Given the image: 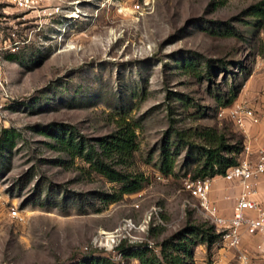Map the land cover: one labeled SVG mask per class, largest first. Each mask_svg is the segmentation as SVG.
Here are the masks:
<instances>
[{
	"label": "rangeland",
	"instance_id": "374dc122",
	"mask_svg": "<svg viewBox=\"0 0 264 264\" xmlns=\"http://www.w3.org/2000/svg\"><path fill=\"white\" fill-rule=\"evenodd\" d=\"M257 1L46 0L60 11L39 15L0 0V137L10 135L0 147V264L91 255L120 264L122 244L153 239L159 252L190 219L215 224L184 183L201 168L202 129L242 137L219 112L243 97L264 59V21L249 13ZM121 125L135 130L137 147L109 161L144 178L139 190L105 203L101 192L125 183L58 137L72 130L93 145ZM167 146L175 155L169 174L161 169ZM11 205L23 219L9 215ZM154 206L163 223L143 230ZM131 217L136 227L125 225ZM216 242L196 244L194 264H213Z\"/></svg>",
	"mask_w": 264,
	"mask_h": 264
},
{
	"label": "trees",
	"instance_id": "16d2710c",
	"mask_svg": "<svg viewBox=\"0 0 264 264\" xmlns=\"http://www.w3.org/2000/svg\"><path fill=\"white\" fill-rule=\"evenodd\" d=\"M249 13L264 21V0L252 4ZM233 94L229 101L235 97ZM7 131V130H4ZM201 135L205 141L202 152V165L195 177L215 176L224 173L227 168L239 162L240 154L244 148V140L240 139L230 142L226 133L220 132L215 127L202 129ZM135 130L128 125L122 126L112 134L102 137L98 143L87 144L84 138H78L73 131L68 134L59 135L58 140L62 147L72 155L84 157L100 173L110 180L124 182L125 185L115 192H101L103 201L111 203L119 200L126 191H136L142 187L143 174H133L116 168L109 160L115 155L131 154L136 149ZM7 138L0 137V147L9 143ZM175 155L167 146L163 150V162L161 169L164 173L173 172ZM221 236L215 224L207 221L198 222L190 219L185 227L178 230L172 237L162 242L159 252L147 245L129 247L120 245L121 251L127 257H135L139 264H194V246L205 242L212 245ZM73 264H118L107 255H91Z\"/></svg>",
	"mask_w": 264,
	"mask_h": 264
},
{
	"label": "built area",
	"instance_id": "2783aa9c",
	"mask_svg": "<svg viewBox=\"0 0 264 264\" xmlns=\"http://www.w3.org/2000/svg\"><path fill=\"white\" fill-rule=\"evenodd\" d=\"M11 2L18 9H33L39 15H53L59 12L61 8L57 5H47L46 0H11ZM139 6L140 4H137V7ZM2 62L3 59L0 55V67ZM219 114L230 118L240 129H244L248 118L253 123H258L262 119L261 114L246 100H235L231 104L222 107ZM242 153H245V156L239 157L238 163L229 166L224 173L220 174L227 180L238 181L242 186L231 216L222 214L217 199L211 196L213 177L187 178L184 186L193 196L199 199L203 213L215 223L216 229L221 232L220 241L224 245L236 249L238 264H264L261 261H255L251 252L242 245L243 231L249 234H264V206L255 197L258 192L259 176L264 173V143L254 148L251 143L244 142ZM254 154H256V159L252 160ZM160 211L161 208L157 206L149 211L143 230L149 229L152 221L154 225L163 223ZM8 213L12 218H24L16 205H11ZM125 225L130 226V228L136 227L132 217L126 219ZM116 231H113V233ZM118 236L116 233L112 236V248L119 244L121 238ZM154 244L153 239H148L146 243L141 245L154 248ZM141 245H134V247ZM116 258L120 264H125L122 251L116 255Z\"/></svg>",
	"mask_w": 264,
	"mask_h": 264
},
{
	"label": "crops",
	"instance_id": "0c3cea01",
	"mask_svg": "<svg viewBox=\"0 0 264 264\" xmlns=\"http://www.w3.org/2000/svg\"><path fill=\"white\" fill-rule=\"evenodd\" d=\"M240 100L248 101L262 116L258 123H253L249 118L246 119L244 129L236 125L244 142L251 143L254 148H257L264 143V59L247 79L245 92ZM244 156L245 153L240 154V157ZM255 159L256 154L252 156V160ZM241 189V184L236 180H227L220 174L213 176L211 196L217 199L222 214L225 216L233 214V207ZM255 197L264 206V173L259 176L258 192ZM217 244L213 264H238L235 248L228 247L222 242ZM242 245L251 252L255 261L264 263V234H249L243 231Z\"/></svg>",
	"mask_w": 264,
	"mask_h": 264
}]
</instances>
